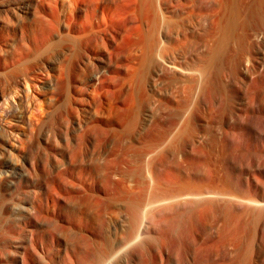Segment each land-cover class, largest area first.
<instances>
[{
    "label": "bare ground",
    "instance_id": "bare-ground-1",
    "mask_svg": "<svg viewBox=\"0 0 264 264\" xmlns=\"http://www.w3.org/2000/svg\"><path fill=\"white\" fill-rule=\"evenodd\" d=\"M153 1L139 0V3L151 8ZM210 2V23L200 37V41H204L205 52L197 51L196 37L189 36L186 29L175 32L169 43L155 40L154 19L151 17L145 34L124 51L122 61L114 64L115 69L122 68L125 71V75L120 77L121 83L128 86L125 95L122 96L119 89H114L110 93L100 91L95 97L89 98L82 95L81 89L77 93H73L72 89L84 79L88 65H93L95 61L94 67L104 69L119 51L120 41L116 35L111 33L109 38L105 37L107 19L112 20V23L117 22V1L14 0L11 4L0 5V113L5 117H13L14 122L22 124L25 130L32 133L34 124L27 114L29 102L22 84L27 83V72L33 64L45 63L51 68L54 66L48 80L41 85L42 95L48 101L38 126L48 136L66 141L70 138V132L75 131L77 142L74 155L78 154L82 160L75 164L73 173L81 181H67L65 175L71 172L70 167L65 169L66 165L62 164L65 170L61 171L60 162H52L45 152L29 150V147L25 167L9 168L5 164V171L18 179L16 189H25L28 199L20 208L12 207L10 199H0V257L2 242L20 226L21 231L29 233L33 246L31 249L15 250L19 264H168L172 252L169 253L167 237L163 231H156L151 224L159 212L157 208L173 210L171 202L198 196L159 188L158 184L151 181L149 174L142 175L140 166L124 173L119 171L120 179L128 178L132 181H111L110 174H115L114 166H117L122 138L135 130L139 111L143 107L147 109L146 114L143 112V116H146L154 114L159 104L164 105L167 109L178 111L179 120L183 123L190 120L200 122L211 117L212 105L204 103V99L206 96L210 98L215 90V67L227 46L235 47L229 55L230 79L234 74H240L239 78H250L263 67L264 51L256 54V48L262 43L264 46V0ZM192 39L194 46L190 43ZM99 75L100 71L95 70L91 78L96 80ZM146 75L151 78L153 87H162L160 98L136 92L134 84L137 81V84L142 85ZM255 89L247 88V93L252 94L254 101L258 102L257 112L263 114L264 92L258 90L261 88L258 91ZM122 97L127 101H123ZM241 110V107L236 110H219L216 114V109H213V128L216 130L223 126L237 125L238 118L242 117ZM173 132L174 129L163 131L162 138L166 139ZM136 154L147 161L151 160V152L140 150ZM48 167L57 171L59 181L37 183L32 171L39 170L50 177V171L53 170ZM225 188L226 192L219 196L231 199L233 195L228 191L230 188L236 189V183L228 182ZM242 199L255 207L252 209L253 215L250 213L256 224L254 220L258 222L264 214V197ZM229 209H226L228 213ZM224 213L220 216L223 217ZM182 214L177 212L172 215L173 223L178 220V223L181 222ZM234 215L237 216L236 213ZM188 216L184 214V218ZM228 217H231L230 213ZM229 218L225 217L226 220ZM235 219L236 225L238 221ZM224 220H220L219 224H223ZM185 223L181 225L185 226ZM169 224L172 225L170 221ZM223 225L222 229L226 228L227 233L231 230L235 233V227L228 230ZM243 225L240 227L243 228ZM72 229H75L74 236H65V232ZM53 232H58L59 237L53 236ZM232 232L226 233L229 237L223 238L224 242L227 238L231 239ZM227 235L224 233L219 236L222 238ZM38 241L53 248L45 263L38 259V256L44 255V249L38 246ZM231 243L228 245L231 246ZM177 248L179 251V246ZM209 252L211 254V251L206 253ZM250 252L251 244L244 245L240 252H236L238 254L232 255L234 261L227 252L231 261L224 264H248ZM179 253H174V256ZM227 253L225 251L224 254ZM224 254L216 263L221 262ZM180 256L183 257L182 253ZM205 257L203 255L200 261H194H198L197 264H215L216 260H212L214 257ZM177 262L184 263L183 258ZM6 264L17 263L10 260Z\"/></svg>",
    "mask_w": 264,
    "mask_h": 264
},
{
    "label": "rangeland",
    "instance_id": "rangeland-1",
    "mask_svg": "<svg viewBox=\"0 0 264 264\" xmlns=\"http://www.w3.org/2000/svg\"><path fill=\"white\" fill-rule=\"evenodd\" d=\"M13 1L0 0V5L4 3L11 4ZM116 1L118 4L117 22L112 23V20L107 19L105 37L109 38L111 33L115 34L120 41V49L113 56L112 62L105 65V70L100 69L99 66L94 67L95 61H93V65H88L86 76L81 82L76 83L72 89L73 93H77L81 89L82 95L89 98L95 97L100 91L110 93L114 89H119L122 96H124L128 86L121 83L120 77L125 75V71L122 68L115 69L114 64L122 61L124 51L145 34L150 25L151 17L154 19L155 40H163L165 43H169L173 40L175 32L186 29L189 36L196 37L197 51L199 53L205 52L206 47L204 41H200V37H202L203 31L210 23L212 12V2L210 0H154L151 8L141 6L139 0ZM190 43L194 46L193 39L190 40ZM262 45L256 48V54L259 51H264ZM234 48L232 45L227 46L224 54L220 57L214 72L215 90L210 98L206 96L204 103H211L212 111L216 109V114L222 110H236L241 107L242 117L238 118L237 125L223 126L224 129L219 127L221 129L215 130L213 128L212 111L211 117L208 116L203 121L190 120L183 123L179 120L178 111L167 109L164 105L159 104V108L154 114H147L146 116H143V112L145 111L146 114L147 109L143 107L144 109L139 111V119L135 130L122 138L116 161L117 166H114L115 174H110L111 181H132L128 178L120 179L119 171L124 173L133 167L140 166L142 175L149 174L151 181L158 184L159 188H170L179 194L191 193L198 196L171 202L170 205H173V210L162 207L157 208L159 212L155 214V219L152 220L151 224L156 231H163L167 237V247L170 248L169 253L172 252L168 264H178L177 260L180 261L182 258L184 261L182 264H191L192 262L195 264L196 259L200 261L203 255L214 257L212 260L213 262L216 260L215 264H224L231 261L230 258L234 261L233 254H238L236 252H240L244 245L250 246V244L252 253L250 252L248 264H250L249 261L253 262L252 264H264V214L260 216L258 222L257 219L254 220L256 221L255 224L252 221V209L255 207L242 199V197L250 199L264 197V113L257 112L258 102L254 101L252 94L247 93V88L250 87L256 88L255 90L261 88L258 90L264 92V63L263 67L260 70L258 69L250 78H239L241 77L240 74H234V77L230 79L228 77L231 66L229 55L233 53ZM53 70L54 66L51 68L46 66L45 63L33 64L31 70L27 72V83L22 84V89L26 93L29 102L27 114L34 124L32 133L25 130L22 124L14 122L13 117H5L3 113H0V127H2L0 134V199H10L12 207L17 206L20 208L24 205L28 199V193L25 189H16L18 179L14 174L5 171L7 169L5 164L9 168L25 167L24 161L28 154V147L29 150L45 152L52 162L54 160L60 162L61 171L70 167L69 171L71 172L65 175L67 181H81L73 176L75 164L79 160L82 161L79 159L81 157L78 154L74 155L77 133L75 131L70 132V138L66 141L48 136L38 126L45 112L44 106L47 105L48 101L47 97L42 95L41 85L48 80ZM95 70L100 71V75L96 80L91 78ZM142 82V85L137 84V81L134 84L138 94L141 91L142 94L147 96L161 97L162 87L158 85L153 87L151 78L148 75ZM122 99L127 101L124 97ZM155 109H157V106H155ZM173 129L174 132L166 139L162 138L163 131ZM140 150L151 152V160L147 161L143 156L138 157L136 152ZM62 164L66 165L65 169H62ZM60 169L59 172H61ZM32 172L35 173L33 175L37 183L40 181H59V174L55 170L50 171L52 172L50 177L43 175L39 170ZM228 179L232 181H228ZM228 182L236 183L237 188H230L228 191L234 198L223 199L219 195L226 192L224 189H226L225 184ZM52 194L57 198L54 193ZM206 200L211 204H207ZM224 205H226V208ZM227 207L230 208V218L228 217V210H226ZM243 210L245 213H243ZM50 211L54 214L52 210ZM220 211H222L221 214ZM224 211V216L221 217L220 215ZM177 212H182L185 216L189 215V218H184V214H182V219H185L184 221L188 224L182 222L183 220H180L179 223V220L173 223L172 215ZM225 217L229 218V221ZM235 217L241 219H235ZM231 218L233 219L231 220ZM234 219L238 221V224L235 225ZM220 220L221 222H223L222 220L227 221L226 224L225 222L223 224L228 227V230L233 229V227L236 228L234 229L235 233L238 232L236 236L237 234L240 235H238V240L235 239L236 236L235 233L233 234V230L227 233L226 228L222 229L221 225L223 224H219ZM214 221H217L219 225ZM60 223L64 222L60 221ZM175 223L182 227L176 226ZM184 223L185 226L181 225ZM216 225L218 226L216 227ZM242 225L243 228H241ZM219 226H221V229H218ZM74 231L75 229L65 232V236H74ZM231 232V239L227 238L224 242L223 238L229 237L227 234ZM224 233L227 236L221 238L220 236ZM52 235L59 237L58 232H53ZM219 238L221 240H218ZM228 241H230L229 243L232 242L231 246L228 245L229 243L225 246ZM2 243L0 264H6L10 260H14L19 264L15 250L31 249L33 246V240L29 239V233L21 231L20 226L16 228L12 235L7 236ZM218 243L223 244L225 248H222L224 246H220ZM232 244H234V247ZM16 246L19 248H16ZM38 246L44 249V255L38 256V259L41 263H45L48 254L53 252V248L46 247L39 241ZM175 246L176 248H174ZM220 247L230 255L233 250L234 252H232L233 256L230 257L228 253V255L224 254V251V258H221V262L216 263L223 256ZM206 248L211 251L212 255L210 252L206 253L208 252ZM172 250H175V252ZM204 250L206 254L203 253ZM178 252L180 253L174 256V253ZM200 252L201 254H199ZM181 253L183 257L180 256ZM196 255L198 258H196ZM176 256L178 257L177 260Z\"/></svg>",
    "mask_w": 264,
    "mask_h": 264
}]
</instances>
